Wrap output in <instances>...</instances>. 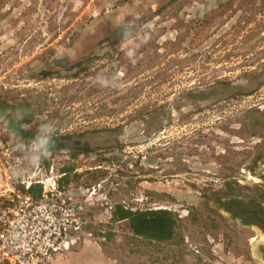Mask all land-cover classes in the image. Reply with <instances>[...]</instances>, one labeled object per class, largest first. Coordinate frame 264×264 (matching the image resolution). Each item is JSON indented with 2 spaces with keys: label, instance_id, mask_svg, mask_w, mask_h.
<instances>
[{
  "label": "rangeland",
  "instance_id": "374dc122",
  "mask_svg": "<svg viewBox=\"0 0 264 264\" xmlns=\"http://www.w3.org/2000/svg\"><path fill=\"white\" fill-rule=\"evenodd\" d=\"M122 18H136L127 40ZM17 108L32 128L0 121V199L68 165L80 175L69 189L99 183L112 210L178 219L152 242L87 204L92 239L74 244L85 260L65 264H255V244L213 208L231 194L264 202V0H0V113ZM40 116L91 150L55 148L17 175L14 134L33 138Z\"/></svg>",
  "mask_w": 264,
  "mask_h": 264
},
{
  "label": "built area",
  "instance_id": "2783aa9c",
  "mask_svg": "<svg viewBox=\"0 0 264 264\" xmlns=\"http://www.w3.org/2000/svg\"><path fill=\"white\" fill-rule=\"evenodd\" d=\"M38 196L28 192L29 182L10 188L0 199V263L48 264L80 237H91L82 207L86 200L110 213L112 206L99 193V183L83 188V202L71 191H61L54 179L38 181ZM85 192H87L85 199ZM92 198L94 200H92Z\"/></svg>",
  "mask_w": 264,
  "mask_h": 264
},
{
  "label": "trees",
  "instance_id": "16d2710c",
  "mask_svg": "<svg viewBox=\"0 0 264 264\" xmlns=\"http://www.w3.org/2000/svg\"><path fill=\"white\" fill-rule=\"evenodd\" d=\"M86 61V60H85ZM47 76L49 73L44 72ZM55 148H73L75 154H87L90 152L89 145L80 139L74 138L73 134H63L54 137ZM46 168L49 162H45ZM73 166H62L58 169L60 177L56 180L57 188L67 191L69 182H77L79 174L75 173ZM22 189V186H20ZM40 185L30 183L28 192L33 196H38ZM228 193V192H227ZM226 193V194H227ZM113 220H125L133 235L152 241H167L173 238L178 226L177 216L166 209H130L123 205L116 204L112 210Z\"/></svg>",
  "mask_w": 264,
  "mask_h": 264
},
{
  "label": "clouds",
  "instance_id": "9594fccd",
  "mask_svg": "<svg viewBox=\"0 0 264 264\" xmlns=\"http://www.w3.org/2000/svg\"><path fill=\"white\" fill-rule=\"evenodd\" d=\"M136 18L131 20H124L122 18L119 28L121 31L122 39L127 40L130 34L136 29ZM135 49L130 48L126 55L131 59L134 56ZM97 82L101 86H106L108 84L107 79L102 74H97ZM31 114L28 109L17 108L14 113H10L5 110L0 113V121L8 118L9 115L16 121L20 130L27 131L32 128V123H23L24 118ZM41 120L39 123L35 135L28 141L19 134V132L14 134V151L21 153V159L17 160V170L16 174H23L26 169L23 167L25 163H30L33 166L40 165L44 159H46L50 154L52 149L55 147V134L57 132L56 122L49 120L46 116L34 117V120Z\"/></svg>",
  "mask_w": 264,
  "mask_h": 264
},
{
  "label": "flooded vegetation",
  "instance_id": "af4514ba",
  "mask_svg": "<svg viewBox=\"0 0 264 264\" xmlns=\"http://www.w3.org/2000/svg\"><path fill=\"white\" fill-rule=\"evenodd\" d=\"M260 196L258 192L244 197L226 195L217 199L213 208L219 219L231 225L232 239L244 242L249 249L255 244L256 248L250 249L253 253H247L255 264H264V202Z\"/></svg>",
  "mask_w": 264,
  "mask_h": 264
},
{
  "label": "crops",
  "instance_id": "0c3cea01",
  "mask_svg": "<svg viewBox=\"0 0 264 264\" xmlns=\"http://www.w3.org/2000/svg\"><path fill=\"white\" fill-rule=\"evenodd\" d=\"M67 191H71V193L73 194V196H74V198L76 199V200H78L77 199V195H80V196H82V192L81 191H83V188L81 187V186H78V187H76L75 189H68ZM83 200H84V198H83ZM83 200H78V201H81V202H83ZM90 205L89 203H85L84 204V206L82 207V212H83V216H84V218L87 220V218H86V212L89 210L88 208V205ZM111 213V212H110ZM109 213V214H110ZM110 218H111V216H110ZM113 220V219H112ZM88 221V220H87ZM113 221H125V220H113ZM126 222V221H125ZM88 224H90L89 222H87ZM127 224V223H126ZM88 226L89 225H87L86 226V229H88V230H90L89 228H88ZM91 232H92V229L90 230ZM132 233V232H131ZM81 238H83V241H85V240H90V239H92V236H91V238L90 237H85V236H82ZM101 238H103V236H101ZM150 241H152V240H150ZM153 242V241H152ZM158 242V241H157ZM76 242H74V243H72V244H70L69 245V247L66 249V250H63V251H60V252H58V253H55L53 256H52V258L50 259V261H49V263L48 264H65V262H69V261H73V263H75V262H80V261H83V260H85V252H83L81 249V251L80 250H78V251H75V249L76 248H74V244H75ZM73 248V250H71ZM67 253V254H66ZM0 264H6V263H0ZM83 264H85V261H84V263Z\"/></svg>",
  "mask_w": 264,
  "mask_h": 264
}]
</instances>
